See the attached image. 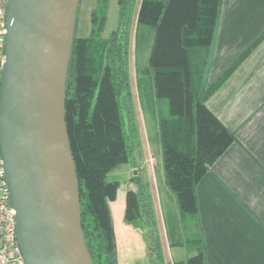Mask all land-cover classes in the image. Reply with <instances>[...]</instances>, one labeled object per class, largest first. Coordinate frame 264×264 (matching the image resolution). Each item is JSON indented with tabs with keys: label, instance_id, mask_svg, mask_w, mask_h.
<instances>
[{
	"label": "trees",
	"instance_id": "trees-1",
	"mask_svg": "<svg viewBox=\"0 0 264 264\" xmlns=\"http://www.w3.org/2000/svg\"><path fill=\"white\" fill-rule=\"evenodd\" d=\"M116 26L102 35L106 0L91 9V27L76 24L65 82V122L78 179L81 226L93 264H117L110 202L124 198L126 220L143 226L150 264H165L148 185L140 173V142L127 68L134 0H116ZM221 0H141L137 22L153 26L149 58L155 97L166 99L159 114L163 177L181 221L197 213L195 186L233 142L234 135L204 104L209 50ZM138 172L129 182L107 180L117 166ZM192 242V241H191ZM194 242L201 246V239ZM205 264L202 248L184 262Z\"/></svg>",
	"mask_w": 264,
	"mask_h": 264
},
{
	"label": "crops",
	"instance_id": "crops-1",
	"mask_svg": "<svg viewBox=\"0 0 264 264\" xmlns=\"http://www.w3.org/2000/svg\"><path fill=\"white\" fill-rule=\"evenodd\" d=\"M204 104L234 140L197 182L196 218L188 221H181L164 181L158 115L153 113L151 142L146 127L141 138L134 111L138 169L148 185L164 263L184 262L202 248L205 264H264V0H221ZM137 172L126 164L122 181ZM124 201L110 202L117 264H150L142 223L125 219Z\"/></svg>",
	"mask_w": 264,
	"mask_h": 264
},
{
	"label": "water",
	"instance_id": "water-1",
	"mask_svg": "<svg viewBox=\"0 0 264 264\" xmlns=\"http://www.w3.org/2000/svg\"><path fill=\"white\" fill-rule=\"evenodd\" d=\"M80 0H8L0 156L24 264H93L65 122Z\"/></svg>",
	"mask_w": 264,
	"mask_h": 264
},
{
	"label": "rangeland",
	"instance_id": "rangeland-1",
	"mask_svg": "<svg viewBox=\"0 0 264 264\" xmlns=\"http://www.w3.org/2000/svg\"><path fill=\"white\" fill-rule=\"evenodd\" d=\"M141 0H134L132 15L129 24L127 43V68L130 84L133 111H136L141 138L144 139L146 127L149 139L152 140L153 113L159 116L167 115V102L155 97L152 75L148 69L151 44L154 33L153 26L137 22L136 15ZM102 0H80L76 14L77 36H86L91 27V9L99 10ZM105 21L102 35L108 33L116 26L118 20L116 0H106ZM145 124V125H144ZM144 143V141H143ZM126 164L114 168L107 176V180H124L123 169ZM128 166V164H127ZM189 220L188 218L184 219Z\"/></svg>",
	"mask_w": 264,
	"mask_h": 264
},
{
	"label": "built area",
	"instance_id": "built-area-1",
	"mask_svg": "<svg viewBox=\"0 0 264 264\" xmlns=\"http://www.w3.org/2000/svg\"><path fill=\"white\" fill-rule=\"evenodd\" d=\"M7 3L8 0H0V81L4 63ZM14 214L9 203V188L0 156V264H24L16 242Z\"/></svg>",
	"mask_w": 264,
	"mask_h": 264
}]
</instances>
